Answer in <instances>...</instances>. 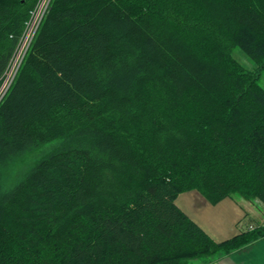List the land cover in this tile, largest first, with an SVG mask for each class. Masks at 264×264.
Here are the masks:
<instances>
[{
  "label": "trees",
  "instance_id": "1",
  "mask_svg": "<svg viewBox=\"0 0 264 264\" xmlns=\"http://www.w3.org/2000/svg\"><path fill=\"white\" fill-rule=\"evenodd\" d=\"M34 2L0 0V75ZM263 69L264 0H52L0 101V264H192L263 236L215 241L175 202L264 206Z\"/></svg>",
  "mask_w": 264,
  "mask_h": 264
},
{
  "label": "crops",
  "instance_id": "2",
  "mask_svg": "<svg viewBox=\"0 0 264 264\" xmlns=\"http://www.w3.org/2000/svg\"><path fill=\"white\" fill-rule=\"evenodd\" d=\"M177 206L215 241L264 225V206L238 196H229L216 204L209 203L195 190L178 194ZM192 264H264V235L226 254L196 259Z\"/></svg>",
  "mask_w": 264,
  "mask_h": 264
},
{
  "label": "built area",
  "instance_id": "3",
  "mask_svg": "<svg viewBox=\"0 0 264 264\" xmlns=\"http://www.w3.org/2000/svg\"><path fill=\"white\" fill-rule=\"evenodd\" d=\"M51 1L52 0H35L33 6L29 10L11 56L0 75V101L11 87L21 67L23 56L30 48Z\"/></svg>",
  "mask_w": 264,
  "mask_h": 264
},
{
  "label": "rangeland",
  "instance_id": "4",
  "mask_svg": "<svg viewBox=\"0 0 264 264\" xmlns=\"http://www.w3.org/2000/svg\"><path fill=\"white\" fill-rule=\"evenodd\" d=\"M233 55L242 65L246 66L247 68H256V66L246 57V55L239 48H235L233 50ZM259 82L264 87V69L260 72ZM52 147V144L47 143L42 146H39L35 151L31 152L21 164V168H19L16 173L12 174L11 181H15L20 178V175L27 167L33 165L38 158H41L44 154L50 151Z\"/></svg>",
  "mask_w": 264,
  "mask_h": 264
},
{
  "label": "bare ground",
  "instance_id": "5",
  "mask_svg": "<svg viewBox=\"0 0 264 264\" xmlns=\"http://www.w3.org/2000/svg\"><path fill=\"white\" fill-rule=\"evenodd\" d=\"M28 50H29V49H28ZM27 52H28V51H26V53H25L24 56H23L22 63H23V61H24V59H25V57H26V55H27ZM22 63H21V65H22Z\"/></svg>",
  "mask_w": 264,
  "mask_h": 264
}]
</instances>
